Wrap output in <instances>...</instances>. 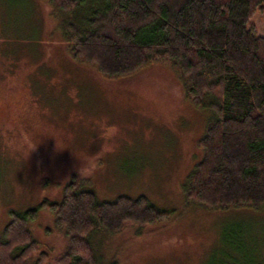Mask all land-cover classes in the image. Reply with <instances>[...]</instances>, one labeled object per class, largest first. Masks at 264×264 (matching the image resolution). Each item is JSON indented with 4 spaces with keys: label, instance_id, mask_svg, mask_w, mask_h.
Here are the masks:
<instances>
[{
    "label": "rangeland",
    "instance_id": "obj_1",
    "mask_svg": "<svg viewBox=\"0 0 264 264\" xmlns=\"http://www.w3.org/2000/svg\"><path fill=\"white\" fill-rule=\"evenodd\" d=\"M252 23L264 35V13ZM209 117L163 63L107 78L73 59L46 0H0V235L12 211L60 201L76 176L100 200L145 195L181 212L141 236L130 227L108 238L105 258L116 255L119 264H264V210H183V185L201 158L198 141ZM103 125L117 130L111 150L83 175L78 159L99 152ZM234 222L255 234L245 238L247 253L224 243ZM29 228L40 252L50 254L46 264H53L67 239L54 228L52 214L40 209Z\"/></svg>",
    "mask_w": 264,
    "mask_h": 264
},
{
    "label": "trees",
    "instance_id": "obj_2",
    "mask_svg": "<svg viewBox=\"0 0 264 264\" xmlns=\"http://www.w3.org/2000/svg\"><path fill=\"white\" fill-rule=\"evenodd\" d=\"M76 61L107 78L154 64L173 69L190 102L210 112L201 158L183 185L185 207L264 210V35L252 23L264 0H46ZM75 176L60 201L12 211L0 235V264H46L29 226L40 209L67 239L53 264H119L105 258L110 237L177 218L147 196L100 200ZM177 214V215H176ZM250 228L234 222L224 243L247 253ZM40 252V253H39ZM36 257V258H35Z\"/></svg>",
    "mask_w": 264,
    "mask_h": 264
},
{
    "label": "clouds",
    "instance_id": "obj_3",
    "mask_svg": "<svg viewBox=\"0 0 264 264\" xmlns=\"http://www.w3.org/2000/svg\"><path fill=\"white\" fill-rule=\"evenodd\" d=\"M117 130L114 125H103L100 130L101 144L99 152L92 156L78 159L79 161V172L83 175L90 174L96 167L99 156H102L106 152L111 150V142L115 137Z\"/></svg>",
    "mask_w": 264,
    "mask_h": 264
}]
</instances>
